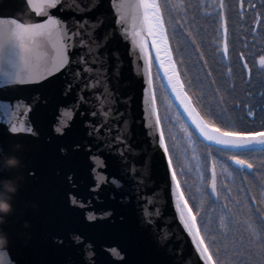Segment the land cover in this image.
Listing matches in <instances>:
<instances>
[{"label":"snow or ice","instance_id":"obj_1","mask_svg":"<svg viewBox=\"0 0 264 264\" xmlns=\"http://www.w3.org/2000/svg\"><path fill=\"white\" fill-rule=\"evenodd\" d=\"M25 3L31 7L29 15L37 22L24 23L22 17L0 12V20L6 24L3 31H0V59L6 56L9 66L15 68L13 39L23 40L28 37L33 42L36 37L56 39L57 43L53 45L56 56L50 65L45 66L29 83L38 87L47 86L49 93L59 98L56 109L61 118L54 121L57 126L53 132L58 138L65 140L76 124L79 108L83 107L86 101L87 87L82 90L85 96L77 94V90L80 89V77L76 69L81 67V61L75 59L77 51L88 47L91 52L93 45L103 51L114 42L121 41L123 38L121 31L126 34L127 28H125L123 17L118 15L119 6L114 3V0H42L39 7L33 6L32 0H25ZM137 7L143 8V19L147 26V36L143 35L142 30L134 33V36L141 37L140 52L150 64L151 52L148 47V37H151L150 46L155 48L157 59L164 68L176 98L200 135L208 141L236 149L254 144L264 145V125L257 130L240 127L235 121L229 122L228 109L236 106L237 103L232 95L235 87L234 85L228 86L223 76H213L214 69L209 67L205 52L200 50V44L189 31L186 37V40L190 41L189 56H194L193 64H199L204 70V80L208 81L206 94L211 97L205 115L202 116L197 111L193 97L185 91V84L181 81L176 62L172 58L160 5L156 0H151V2L140 0ZM175 27L184 29V24H178ZM222 31L225 40L222 51L227 53L226 21ZM101 41L104 42L102 46ZM216 47L219 50V43ZM162 51L166 59L160 57ZM30 54L29 49H24L20 53L24 57L23 66L25 68L31 67L27 59ZM259 64L264 67V55L259 56ZM228 71L230 73L232 70L228 69ZM12 75L19 77L20 73L13 71ZM18 82L22 81L18 80ZM201 83L203 84V81ZM148 85L152 90L151 100L155 106L156 94L151 78L148 80ZM41 99H47L44 93H41ZM197 99L200 100L202 97ZM35 106L39 107V100L36 101ZM29 111H32V105L29 106ZM155 111L153 139L157 142V147L163 150L165 177L167 179L170 175L171 185H174L172 191L175 194L176 208L179 210L183 228L194 241L197 258L198 260L202 258V264H225V261L220 258L219 248L216 252L210 250L217 245L218 241L215 237L208 235V224L203 225L204 234H202L201 225L198 223L200 212L193 211L189 198L185 196L181 181L178 179L172 151L166 140L164 126L158 110ZM261 111L264 112V107ZM254 115L251 108L247 109L248 117H254ZM10 131L16 132L17 129L12 127ZM184 132L191 140L192 133L186 126ZM112 147L127 150H122L119 153V159L114 160L110 151ZM58 151L65 158L61 169L63 179L58 188L57 209L60 219L52 224L47 236V245L55 251L58 258L45 262V264H100L98 256L101 253L107 257L106 264H168V261L162 257H149L147 254L150 245H155L158 249H166L169 243L168 235L158 225L154 226L156 214L153 202L147 198L142 201L138 200V204L147 205V207L141 206L132 213L123 208H117L112 203H97L105 189L109 188L113 191L109 198L111 201L117 200V193L121 201H124L125 196H128L129 203L133 199L130 194L120 191L125 186V177L129 175L128 171L122 169H130V165L124 160L130 151L125 141H121L120 145L108 146L106 140L92 137L87 138L86 142L82 139H67L58 146ZM231 159L242 168L252 169L260 176V179L255 181L260 187L259 197H251L256 201L251 209V214L255 217V226L249 224L246 234H238V238H233L232 260L234 264H264V163L256 168L253 163L240 159L239 155H234ZM18 167L5 168V171L0 172V204L10 206L8 209H0L3 224H6L16 207L19 184L15 172ZM215 167L213 160L211 184L213 192L216 191ZM80 169L85 171L88 178L84 190L80 187L78 176ZM30 175L34 176L35 172H31ZM135 175L141 176L142 173L135 170ZM247 180V176L241 177V185H244ZM226 191L231 193L232 189L228 188ZM222 208L226 210V215L220 217L219 228L227 229L234 223L233 213L227 210V204ZM3 224H0V252L11 254L14 238L4 229ZM141 229L148 230L149 235L144 236L139 231ZM7 264H22V262L17 256H12Z\"/></svg>","mask_w":264,"mask_h":264},{"label":"water","instance_id":"obj_2","mask_svg":"<svg viewBox=\"0 0 264 264\" xmlns=\"http://www.w3.org/2000/svg\"><path fill=\"white\" fill-rule=\"evenodd\" d=\"M241 1L239 0L240 7ZM41 2L42 0H32V5L39 7ZM114 3L119 6L118 15L123 17L127 33L121 31L122 40L114 42L103 51L95 45L91 47V52L88 47L77 51L75 59L81 61V67L76 69L80 77V89L77 94L85 96L82 90L87 87L86 101L84 106L79 108L76 124L65 140H61L53 132L57 126L54 121L61 118L56 109L59 98L51 95L47 86L38 87L29 83L45 66H49L56 56L53 47L57 43L56 39L36 37L35 42L28 37L23 40L13 39L15 68L9 66L6 56L0 59V172L5 171V168L19 166L15 172L19 184L16 207L6 224H3V217H0V224H3L4 229L14 238V247L11 254L0 252V264H7L12 256H17L22 264H45L58 258L55 251L47 245L51 226L60 219L57 209L58 188L63 179L61 169L65 158L60 155L58 146L67 139H82L86 142L89 137L106 140L108 146L120 145L121 141H125L130 148L128 155L124 157L130 169H122L128 171L129 175L125 177V186L120 191L133 197L131 203L128 202V196L121 201L119 193L117 200L111 201V188L105 189L97 203H112L117 208L132 213L141 206L147 207L137 203L138 200L147 198L155 204L154 226L158 225L169 237L166 249L150 245L148 256L162 257L168 264H202V258H197L194 241L183 228V222L179 218L175 194L172 191L174 185H171L170 175L167 179L165 177L163 150L157 147V142L153 139L157 108L156 103L155 106L152 104V90L148 85L152 63L174 107L203 144L228 151L264 148V145L260 144L239 149L230 148L202 137L176 98L164 68L157 59L155 48L150 46L151 37H148L150 64L140 52L141 37L134 36V33L142 30L143 35L147 36L144 10L137 7L140 0H114ZM219 9L222 30L226 21L224 0L219 1ZM0 12L22 17L24 23L37 22L29 15L31 7L26 5L25 0H0ZM5 27V22L0 20V31ZM224 42L222 31V49ZM103 43L100 42L101 46ZM24 49L31 52L27 58L30 68L23 66L24 57L20 53ZM223 55L227 60L228 52H223ZM160 57L164 58L162 52ZM243 64L249 79V69L244 60ZM13 71L19 72L20 76L12 75ZM41 93H44L47 99H41ZM37 100L39 107L35 106ZM30 105L32 111H29ZM12 127L17 131L11 132ZM122 150L127 149L112 147V158L118 160ZM229 163L235 169L252 171L246 167L242 168L232 159H229ZM135 170H139L142 175L136 176ZM33 171L34 176L30 175ZM78 176L81 190H84L88 183L87 175L80 169ZM137 181L141 183L138 184ZM211 184L212 163L209 193L215 198L217 182L215 192L212 191ZM9 207L8 204H0V209ZM139 231L144 236L149 235L146 229ZM98 260L100 264H106L107 257L101 253Z\"/></svg>","mask_w":264,"mask_h":264},{"label":"trees","instance_id":"obj_3","mask_svg":"<svg viewBox=\"0 0 264 264\" xmlns=\"http://www.w3.org/2000/svg\"><path fill=\"white\" fill-rule=\"evenodd\" d=\"M168 5L166 12L170 27L168 39L169 36L172 38V40H169L170 48L177 70L180 73V79L185 84V90L193 97V102L197 103L199 107H203L206 113L211 97L206 94L208 81L204 80V70L199 64H193L194 56H189L190 41L186 40L189 31L195 37L196 42L200 44V50L205 52L209 67L218 69V71H213V76H223L228 86L234 85L235 87L232 95L237 103L232 109L236 113L234 116H230L227 113L229 122L235 121L240 127L259 130L261 125H264V118L259 121L255 119V116L240 115V110L244 107L246 109L256 105L264 107V97L260 96L257 91L262 90L264 87L262 86L259 89L257 81L252 78L250 81L247 80L239 55L242 53V57L252 69V53L254 49L252 53L250 51L244 53L241 50V43L243 44L244 42L241 36L246 37L245 42L248 48L250 45L255 44L253 24L257 14L255 0H242L241 9L239 8V0H224V14L228 28L227 60H225L222 52L219 0H172V3L168 2ZM241 20H244V25L239 24ZM178 24H184V29L175 27ZM217 43H219V50L216 47ZM228 69L232 71L229 73ZM202 81L203 84L201 83ZM216 86L218 87L219 83ZM249 93L250 95H248ZM165 95L168 97L166 92ZM199 97H202V99L198 100L197 98ZM173 112L178 115L174 106L170 108L169 113L173 115ZM239 115L243 118V121L239 120ZM250 118H253V120ZM192 138L197 139L192 135L191 140H189L186 134L181 136L178 133H174L169 137L173 154L176 157L177 167H181L180 171L181 169L184 170L182 178L183 182H186L185 196L189 198V204L193 206V211L200 212L198 223L201 225L202 234H204L203 225L208 224V235L215 237L218 241L217 245L210 250L216 252L217 248H219L220 258L225 261V264H234L232 260L234 255L232 250L233 238H238V234H246L249 224L255 226V217L252 216L251 209L256 204V201L251 200V195L255 194L254 189L255 185H257L255 181L259 180V177H256L257 179L252 178V180L248 178L242 185L243 191L238 188L232 190V200L224 199L220 196L225 194L221 190L218 194L219 196L213 199L200 181L197 165L208 167V164L213 162V160L216 165H220L223 160L214 151L212 153L203 152L202 149H207L208 147L200 142L193 143ZM245 158L253 164L260 163L261 165L264 163V148L246 151ZM225 182H233V178L229 176ZM225 204H227V210L233 213L234 223L229 225L227 229H220V217L226 215V210L222 208ZM221 233L224 234L222 235Z\"/></svg>","mask_w":264,"mask_h":264},{"label":"flooded vegetation","instance_id":"obj_4","mask_svg":"<svg viewBox=\"0 0 264 264\" xmlns=\"http://www.w3.org/2000/svg\"><path fill=\"white\" fill-rule=\"evenodd\" d=\"M255 5H256L255 9L257 10L256 18L253 22L254 34H255V44L250 45L248 48V45L245 42L246 37L243 35L241 36L242 37L241 39L244 41L243 44L241 43V46H242L241 50L244 53L249 52V51L252 53V50L254 49V52L252 53L253 54V56H252V59H253L252 60V65H253L252 69L246 63L245 59L242 57V53H240L239 55H240L241 65H242V68H243V71H244L246 78H247V73H246V70H245V67L243 64V60H244L245 64L247 65L248 69L251 70V72L249 73L250 76H249L248 81H250L251 78L254 79L255 81H257L258 88L260 89L262 86L264 87V67H262L259 64V56L264 55V0H255ZM239 24L244 25V20H241L239 22ZM220 25H221V20H220ZM214 70H218V69H214ZM257 91H258V94L260 96L264 97V88L262 90H257ZM193 103H194V106L196 107V109L200 112V114L202 116L205 115L204 108L199 107V105L195 102H193ZM262 107L263 106L260 107V105H256L255 107H250L255 114L254 115L255 119H257L259 121L261 120V118H264V112L261 111ZM235 113H236V111H234L232 109V107H230V109H228V114L230 116H234ZM238 114H239V111H238ZM245 114H247V109L244 107L240 110V115L243 116ZM240 115H239V120L243 121V118ZM176 117L178 119L176 120L175 125L172 124V122L169 119L168 120L170 122L167 119H165L163 121L166 140H167V143L169 145L170 150L172 151V154H173V150H172L171 140L169 139L170 136H172L174 133L175 134L178 133V135H181V136L185 135V132H184L185 126L192 133V135L195 136V134L190 129V127L185 123L183 118L181 116L178 117L177 115H176ZM206 118H208V117H206ZM212 118L215 119V117H212ZM250 119L253 120V118H250ZM217 123H218V121H217ZM192 142L193 143H196V142L199 143L200 142L201 144H203L198 138L196 140L194 138H192ZM203 145L206 146L205 144H203ZM207 147H208L207 149L206 148L202 149L203 152L206 151L208 153H212L214 151L215 154L219 155L221 160H223L220 165L217 164L215 167L216 182H217V196L215 198H217L219 196L218 194L220 193V190H221V191H224L225 194L220 195V196H222L224 199L232 200L233 199L232 193H229L228 191H226V189L231 188L232 190H234V189L238 188V189L243 191L242 185H241V177H243V176H247L248 178H251V180H252V178L257 179L258 177L260 179L259 174L257 172H254L253 170L251 172H247L245 170L235 169L234 167H232L230 165L229 159H231V157L234 155H239L240 159L247 160L249 163H252L247 158H245L246 151H228V150L213 148L210 146H207ZM258 149H263V148H258ZM173 159H174V164H175V167H176V170L178 173V179L181 181V186H182L183 190L185 191L186 182H183V178H182V174H183L184 170L180 171L181 167L180 168L177 167L178 165H177L176 157L174 156V154H173ZM211 163H213V162H210L208 164V167H206L205 165H203V166L197 165L198 176L200 178L201 183H203V185L205 186L206 191L208 193H209ZM254 166H256V168H259L260 163H257V164L255 163ZM229 176H231L233 178V182H225V180L228 179ZM254 192H255V194L251 195V197L256 196L258 198L259 193H260V187L258 185H255ZM211 197L213 199H215L212 195H211Z\"/></svg>","mask_w":264,"mask_h":264},{"label":"rangeland","instance_id":"obj_5","mask_svg":"<svg viewBox=\"0 0 264 264\" xmlns=\"http://www.w3.org/2000/svg\"><path fill=\"white\" fill-rule=\"evenodd\" d=\"M168 2L172 3V0H157V3L160 5V11L162 12L163 15V20H164V26L165 29L167 31V34L170 30L169 27V21H168V16H167V9L169 7ZM169 40H172V38L169 36ZM151 78H152V84H153V88L155 89V94H156V108L158 110V113L160 115L162 124L163 121L165 119H169L172 124L175 125L176 120L178 119L176 117V113H174L173 115H171L169 113L170 108L173 107L171 101L169 100V98L165 95L164 92V87L162 85V82L154 68V66L151 64ZM168 120V121H169ZM169 121V122H170ZM164 126V124H163Z\"/></svg>","mask_w":264,"mask_h":264},{"label":"bare ground","instance_id":"obj_6","mask_svg":"<svg viewBox=\"0 0 264 264\" xmlns=\"http://www.w3.org/2000/svg\"><path fill=\"white\" fill-rule=\"evenodd\" d=\"M149 2H151V0H149ZM162 54H163V51H162ZM163 57H164V54H163ZM164 59H166V57H164Z\"/></svg>","mask_w":264,"mask_h":264}]
</instances>
